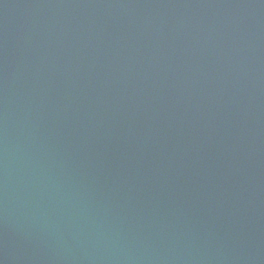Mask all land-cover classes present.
I'll return each instance as SVG.
<instances>
[{"label": "water", "instance_id": "95a60500", "mask_svg": "<svg viewBox=\"0 0 264 264\" xmlns=\"http://www.w3.org/2000/svg\"><path fill=\"white\" fill-rule=\"evenodd\" d=\"M0 264H264V0H0Z\"/></svg>", "mask_w": 264, "mask_h": 264}]
</instances>
